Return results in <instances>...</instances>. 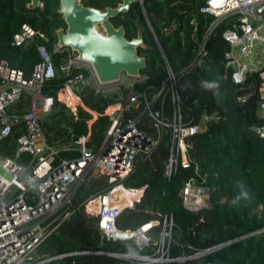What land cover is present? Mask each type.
<instances>
[{"label":"trees","instance_id":"trees-1","mask_svg":"<svg viewBox=\"0 0 264 264\" xmlns=\"http://www.w3.org/2000/svg\"><path fill=\"white\" fill-rule=\"evenodd\" d=\"M40 7L28 8L29 0H0V60L29 76L38 61L36 45L43 40L35 37L27 45H12V35L21 23L43 32L44 45L51 53L53 65L66 56L65 51H52L56 32L67 28L58 11L59 0H39ZM89 7H116L122 0H81ZM207 0H144L133 2L128 10L120 11L110 21L123 25L125 37L132 39L142 28L145 46L138 47L146 65L140 71L143 82L135 88L148 97L157 95L154 107H160L170 118L175 103L166 81L165 59L177 73V90L182 122L191 125L202 115L209 117L207 127L190 137L189 156L193 163L179 166L172 177L164 176L169 156L170 137L164 133L149 157L136 156L133 168L123 180L131 187H144L140 201L125 206L115 217L118 228L134 230L147 220H159L150 230L152 251L163 229V217L172 216L170 257H187L168 264H264V118L259 115L256 93L257 72L250 71L246 80L235 83L232 67L226 63L229 42L222 36L232 28V19H221L213 25L214 16L200 11ZM55 2V6H54ZM55 26V31H54ZM165 55V56H164ZM165 59H164V57ZM89 76L86 68L75 67ZM66 78L60 74L47 79L40 91L53 98L52 110L40 119L48 145L62 148L71 143L70 133L84 132L85 119L90 115L79 109V117L58 101V92ZM81 100L98 116L93 122L90 144L99 143L109 126L105 108L115 102L114 95L105 96L91 87L80 91ZM57 101V106H56ZM29 102L22 94L14 103V112L21 115ZM151 135L155 128L144 117L141 122ZM57 126V130H56ZM16 129L0 139V155H12ZM69 157L70 153H62ZM27 156L23 157L25 161ZM22 161V162H24ZM206 173L212 188L210 205L190 212L183 207L177 193L195 172ZM106 175L84 174L75 187V210L60 223L35 249L34 260L39 264H141L115 253L137 252L131 239H106L97 224L98 216L87 211L88 201L110 184ZM211 249L210 251H208ZM60 250V255H59ZM104 251V252H103ZM203 251L194 257L197 252ZM155 264V263H147Z\"/></svg>","mask_w":264,"mask_h":264},{"label":"built area","instance_id":"built-area-1","mask_svg":"<svg viewBox=\"0 0 264 264\" xmlns=\"http://www.w3.org/2000/svg\"><path fill=\"white\" fill-rule=\"evenodd\" d=\"M199 9L214 16V26L228 16L232 19L233 27L222 32L230 48L225 55L226 63L232 67L235 83L246 80L250 71L257 72L258 110L260 117L264 118V0H207ZM35 37L42 39L43 43L36 45L38 61L29 76L0 60V139L12 130H18L12 155H0V264L40 263L34 260L35 249L75 210L72 207L74 187L86 173L110 178L108 187L86 205L87 211L97 214L101 234L106 239H131L137 248V252L124 251L114 256L141 264H168L186 259L181 255L170 257L171 215L163 217V229L152 251H146L152 239L150 230L160 224L159 220H147L131 230L118 228L115 217L123 207H132L143 195V186L133 188L123 182L133 168L135 157H149L163 134H168L170 152L163 173L170 179L179 166L193 163L189 156V139L207 127L209 117L203 114L199 122L191 125L182 122L181 98L177 90L179 78L165 55L167 78L164 87L175 103L170 118L164 115L163 104L154 107L157 95L148 97L144 91L135 88L136 83L146 78L145 74L137 77L139 80L134 83L130 82L132 76L126 72H122L117 81L101 82L93 69V76L90 75L78 51L69 46L61 47L57 39L52 51H65L66 56L53 65L51 53L44 45L48 37L27 23L19 25L11 44L25 46ZM75 67L86 68L89 76L81 71L75 73ZM59 74L66 81L58 92V101L66 105L74 118L79 117V109L90 115L85 119V131H72L71 143L61 149L46 143L40 126L41 117L53 107V98L44 96L40 88L47 79ZM86 86L105 96H115V102L104 110L109 126L100 142L92 145V124L98 113L81 100L80 91ZM22 94L29 95V102L18 115L13 105ZM144 117L156 129L155 135L147 132L141 122ZM257 132L264 137L262 128ZM70 152L69 157L62 154ZM24 156H27L25 161ZM195 172L177 193L183 207L190 212L210 205L212 193L207 184L208 176L198 172L196 163ZM203 253L199 251L194 257Z\"/></svg>","mask_w":264,"mask_h":264},{"label":"water","instance_id":"water-1","mask_svg":"<svg viewBox=\"0 0 264 264\" xmlns=\"http://www.w3.org/2000/svg\"><path fill=\"white\" fill-rule=\"evenodd\" d=\"M58 11L62 14L67 28L56 32L61 47H71L78 51L79 58L88 63L101 82H113L122 72L139 77L145 67V57L138 47L145 46L141 35L125 37L123 25L115 26L110 19L120 11L128 10L133 2L144 0H122L116 7H89L81 0H59ZM28 8L40 7L39 0H29Z\"/></svg>","mask_w":264,"mask_h":264},{"label":"rangeland","instance_id":"rangeland-1","mask_svg":"<svg viewBox=\"0 0 264 264\" xmlns=\"http://www.w3.org/2000/svg\"><path fill=\"white\" fill-rule=\"evenodd\" d=\"M259 57H261V56H259ZM253 59H255V58H253ZM82 63L90 71V75H91L92 67L88 63H86L84 61ZM91 76H93V75H91ZM138 80L139 79L137 77H131L130 82L131 83H134L135 81H138ZM126 81H128V80H125V82Z\"/></svg>","mask_w":264,"mask_h":264}]
</instances>
